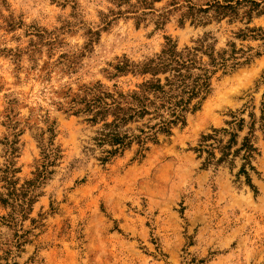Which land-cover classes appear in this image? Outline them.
Listing matches in <instances>:
<instances>
[{"label": "rangeland", "instance_id": "1", "mask_svg": "<svg viewBox=\"0 0 264 264\" xmlns=\"http://www.w3.org/2000/svg\"><path fill=\"white\" fill-rule=\"evenodd\" d=\"M168 1L155 2L157 11L139 25L130 13L111 16L106 26L103 16L115 9L111 0H0V167L6 159L1 141L14 132L9 122L23 130L16 158L20 183L33 177L41 160L37 137L51 123L62 151L39 189L31 214L38 226L19 264H264V40L235 36L246 26L264 30V15L249 24L224 19L203 27L180 25L173 12L158 26L156 15ZM91 30L99 35L89 44ZM205 32L218 38V48L234 41L253 47L255 57L219 72L186 124L162 135L143 156L134 147L101 164L87 154L96 128L61 108L66 92L97 81L132 88L138 79L108 77L117 59L150 57L167 37L179 47L192 45ZM252 121L250 182L238 175L241 157L233 166H203L204 157L195 151L202 135L234 131L235 150ZM229 137L224 134L226 141ZM6 211L0 206V215ZM23 226L31 228V221ZM12 234L0 221V243Z\"/></svg>", "mask_w": 264, "mask_h": 264}, {"label": "trees", "instance_id": "2", "mask_svg": "<svg viewBox=\"0 0 264 264\" xmlns=\"http://www.w3.org/2000/svg\"><path fill=\"white\" fill-rule=\"evenodd\" d=\"M111 1L115 9L103 16L106 26L113 21L111 16L120 17L130 13L134 14L139 25L148 15H154L157 11L155 2L163 0ZM173 12L179 13L180 25L189 21L192 25L205 27L224 19L230 23L246 20L245 24H249L255 15H264V0H169L167 6L156 15V24L164 25ZM256 32L264 35L262 28L246 26L235 32V36L240 40H264V36ZM89 33L91 44L94 37L99 35V30ZM166 39L162 49L150 57L136 61L123 56L111 64L108 77L131 76L138 79L132 88L123 89L116 83L109 87L97 81L84 84L77 91L70 88L66 92L67 105L61 108L70 115L82 117L84 122L96 128L85 151L94 155L101 164L109 163L134 147L136 155L143 156L152 144L160 142L162 135L170 136L175 127L186 124L187 115L197 111L212 91L213 79L219 72L229 73L250 63L255 57L253 47H238L234 41H228L225 47L218 48V38L211 32H205L194 44L183 47H179L170 37ZM16 56L19 57L18 54ZM236 120L228 123L233 124ZM244 121L243 118L239 119V129L243 128ZM254 123L251 122L249 134L235 150L233 147L237 144V133L234 131L227 128L213 129L212 133L202 135L195 151L198 157H204L203 166L222 163L233 166L235 160L241 157L243 163L238 175L245 174L247 182H250L247 168L249 166V169L254 170L252 158L255 147L251 140ZM8 125L14 132L1 141L5 146L6 159L0 167V206L7 211L0 215V221L13 234L0 243V264H19L17 257L26 243L30 242L28 235L38 226V219L32 218L31 214L41 195L39 189L54 172L53 167L61 159L62 151L54 143L56 131L54 123H51L37 137L41 160L33 171V177L20 183L16 158L20 151L19 136L23 130L15 131L17 123L9 122ZM227 133L230 137L226 141L224 134ZM217 152L220 157H217ZM26 220L31 221L29 229L23 228Z\"/></svg>", "mask_w": 264, "mask_h": 264}]
</instances>
